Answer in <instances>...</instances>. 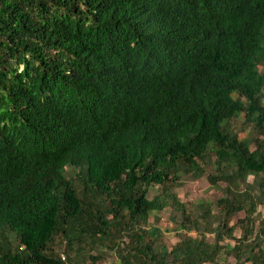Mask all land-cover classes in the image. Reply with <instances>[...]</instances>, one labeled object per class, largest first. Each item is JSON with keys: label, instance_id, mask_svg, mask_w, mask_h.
Instances as JSON below:
<instances>
[{"label": "trees", "instance_id": "trees-1", "mask_svg": "<svg viewBox=\"0 0 264 264\" xmlns=\"http://www.w3.org/2000/svg\"><path fill=\"white\" fill-rule=\"evenodd\" d=\"M263 204L264 0H0V264H264Z\"/></svg>", "mask_w": 264, "mask_h": 264}, {"label": "rangeland", "instance_id": "rangeland-1", "mask_svg": "<svg viewBox=\"0 0 264 264\" xmlns=\"http://www.w3.org/2000/svg\"><path fill=\"white\" fill-rule=\"evenodd\" d=\"M231 124H232L231 126L237 131L239 136H244L245 133L249 132L250 130L249 125L244 126L241 114L238 115L237 117L232 118ZM250 133L252 134L251 131ZM65 169H66V175L68 177H73L75 170L69 169L68 167H66ZM207 169L209 170V172L213 170L211 167H207ZM251 179H252V176L249 175L247 177V180L251 181ZM217 184H218L217 187L209 185L206 177L201 176L200 178H197L194 180L192 179L187 180L185 183H183L182 185L176 188V193H177L178 198L180 200H183L186 203H194V202L196 203L199 200H204V201L212 203L217 197H219L223 193V191L221 190V187L224 185V183L222 181H219L217 182ZM151 194H152L151 191L148 192L149 196H151ZM212 212H216V208L213 207ZM253 214L256 217H261L262 215H264V204L258 205ZM155 215L157 219H154V217H152L153 214L148 219L147 228L151 234L149 235L153 237L160 236V239L163 242V246L165 248H168L177 239V236H176L177 230L175 228V224L172 219V216L174 215L171 214L169 208H164L163 210L156 213ZM243 215H244L243 211L235 212L231 216L229 223L230 224L234 223L237 218L243 217ZM254 223L256 225L257 220H255ZM239 233H240L239 228L235 227L233 231V234L235 235V237H237ZM191 234L194 235V233H191ZM205 236L208 241L212 240V234L208 233V234H205ZM225 243L232 245L234 243V240L227 239L225 240ZM56 244L58 245V247L56 248L57 253H60L63 250L61 249L63 245L58 244V243ZM97 249L99 251H103L104 255L101 258H97L95 262L92 264H119L118 259L115 257V255L111 251L109 250L106 251L103 247H98ZM97 249L91 248L90 250H88L86 248V254L89 252V254L96 255V253H98ZM65 256H67L66 253H65ZM85 260L86 261L82 263L80 262V263L90 264V261L87 259V257L85 258ZM216 260L218 261V263L222 262L223 260H225L226 262L232 263L234 259L232 256H227V255H224L223 253H220L216 257ZM204 264H211V263H204Z\"/></svg>", "mask_w": 264, "mask_h": 264}, {"label": "built area", "instance_id": "built-area-1", "mask_svg": "<svg viewBox=\"0 0 264 264\" xmlns=\"http://www.w3.org/2000/svg\"><path fill=\"white\" fill-rule=\"evenodd\" d=\"M262 239H263V241H264V234L262 235ZM58 255H59L61 261L63 262V264H67V258H66V256H65V254L62 253V252H60V253H58Z\"/></svg>", "mask_w": 264, "mask_h": 264}]
</instances>
